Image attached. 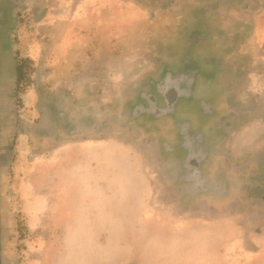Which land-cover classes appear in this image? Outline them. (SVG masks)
I'll return each instance as SVG.
<instances>
[{"label": "rangeland", "instance_id": "rangeland-1", "mask_svg": "<svg viewBox=\"0 0 264 264\" xmlns=\"http://www.w3.org/2000/svg\"><path fill=\"white\" fill-rule=\"evenodd\" d=\"M74 1L55 6L67 9L55 15L72 21L67 34L110 42L137 37L126 1L125 12L109 24L107 15H85ZM137 1L145 41L140 56L120 60L126 71L140 70L142 87L150 75L162 81L167 70L181 64L165 62L163 41H149L155 38L149 33L152 23L173 24L168 36L173 44L167 49L177 55L186 39V54L228 52L230 34L243 44L245 37H255V22H264V0ZM166 2L169 12L155 13ZM45 5L42 0H0L1 62L12 63L15 52L26 55L38 37L36 23L46 17ZM21 17L24 28L18 24ZM89 19L97 24L88 26ZM235 21L238 28L229 29ZM53 32L59 37L62 28ZM164 32L157 29V34ZM213 37L221 45L218 51L205 42ZM63 47L60 43L55 53L45 47L44 64L30 60L26 81L17 87L11 72H0V264H264V198L261 190L248 187L255 183L247 188L240 183L230 196L215 200L205 191L210 203L205 205L197 204L201 195L195 186L189 184L184 195L172 188L177 183L165 172L170 128L150 113L136 125L131 104L117 110L110 104L113 96L99 88L72 93L68 79H51L49 61ZM245 48L237 45L236 50L242 54ZM253 52L260 51L254 47ZM236 67L240 75L244 62ZM103 71L100 65L97 72ZM223 74L237 85L230 100L250 102L253 117L264 115V79H235L227 68ZM254 172L260 174L259 165ZM218 217L223 221H212Z\"/></svg>", "mask_w": 264, "mask_h": 264}, {"label": "crops", "instance_id": "crops-1", "mask_svg": "<svg viewBox=\"0 0 264 264\" xmlns=\"http://www.w3.org/2000/svg\"><path fill=\"white\" fill-rule=\"evenodd\" d=\"M42 1L47 6V19L43 17L36 23L38 37L26 50V55L15 52L11 55L12 63L9 59L8 65L5 61H0V72H11L13 85H15L18 55L27 57L34 64H44L45 47L52 48V52L55 53V49L59 48L61 43L64 47L59 49L60 52L54 54L53 59L49 61L51 79H68L72 93H97L99 88L103 93L113 96L110 104L117 110H126L131 104L133 122L136 125L140 126L143 114L150 113L155 121L167 125V130L170 128V132L165 137L167 145L165 172L172 175L174 177L172 180L177 183L172 188L181 189L184 195L185 191L190 189L189 184L195 186L200 192L198 195H201L197 199V204L205 205L210 204L206 201L208 197L204 195L205 191H209L206 193L213 200L226 198L227 195L230 196L229 191L232 187H240L237 185L244 182L247 188V183L251 182L255 183L256 188L248 187L251 190H261V196L264 198V115L253 117L251 112L253 107L250 102L238 104L237 101L232 102L229 94L233 92L232 87L237 92V85L231 86L224 80L226 75L223 74V70L227 68L235 79L241 77L264 79V22H255L257 30L255 37H245L240 41L244 42L243 44H238L237 38L231 37L230 34L228 52L186 54L185 51L188 52L190 48L187 47L186 39L180 41L181 52L177 55H173L171 50L167 49L169 44H173L168 37L173 24L158 21L152 23L149 33L154 34L155 38H150L149 41L152 44L157 40L163 41L165 62L181 64L180 66L176 64V69L167 70L162 81L158 82L150 75L149 84L142 87L139 80L140 70L128 72L120 60L125 55L132 59L140 56L139 47L145 41L141 39L142 10L137 0H132V3L129 0H75L73 3L74 7L81 8V12L85 15L93 13L107 15L106 24L116 19L122 12L131 13L132 22L136 21L132 24L131 30L133 34L137 33V37L132 35L119 42H110L109 39L103 38H81L70 32L67 34L66 30L73 31L72 21L69 17L62 20L58 19L59 16H55L59 11L63 13L67 10L55 7L58 2L62 4V0ZM125 1L129 6L125 7L127 10L124 11ZM170 5L171 3L166 2L160 8L162 11L154 8L155 13H168ZM78 11L76 10L75 14ZM234 13L236 12H230V14ZM88 21V26L97 24L93 19ZM18 24L22 28L26 26L22 17ZM243 26H248V23H244ZM218 27L217 23L212 29L216 30ZM58 28H62V32L59 37H55L53 31ZM158 28H163L165 32L158 35ZM235 28H238L236 21L229 29ZM203 29L206 28L203 26ZM39 31L44 35L47 34V37H40ZM158 36L162 39H157ZM205 42L212 45L216 51L221 46L214 37L205 38ZM237 45L246 47L244 53L238 54ZM254 47L260 52L254 53ZM242 61L244 67L239 71L244 75H238L236 66ZM256 63L261 64V68H257ZM100 65H104L105 71L102 75L97 72ZM137 68L140 69L139 65ZM127 79L132 81L130 86ZM238 92L242 94L241 89ZM126 94L129 96L125 99ZM258 165L260 174L254 172ZM213 200L210 202L213 203ZM200 219L206 221L203 217ZM212 221L219 222L223 219L218 217Z\"/></svg>", "mask_w": 264, "mask_h": 264}, {"label": "trees", "instance_id": "trees-1", "mask_svg": "<svg viewBox=\"0 0 264 264\" xmlns=\"http://www.w3.org/2000/svg\"><path fill=\"white\" fill-rule=\"evenodd\" d=\"M30 60L27 57L17 56L16 57V79L15 86H19L21 82H25L27 73L29 71Z\"/></svg>", "mask_w": 264, "mask_h": 264}]
</instances>
